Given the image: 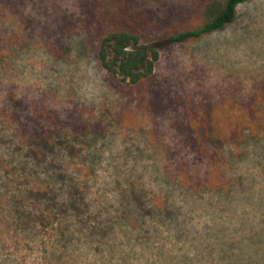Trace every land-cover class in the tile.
I'll return each instance as SVG.
<instances>
[{
    "label": "clouds",
    "instance_id": "1",
    "mask_svg": "<svg viewBox=\"0 0 264 264\" xmlns=\"http://www.w3.org/2000/svg\"><path fill=\"white\" fill-rule=\"evenodd\" d=\"M236 9L234 30L208 46L194 37L184 57L187 63L180 62L177 73L191 72L195 62L219 75L234 73L248 86L253 77L264 78V0H242ZM12 47L16 51L0 50V83L17 85L16 98L25 88L51 86L56 96L51 106L79 101L90 109L85 118L100 120L106 134L90 146L75 144L83 149L75 158L57 148L43 159L37 152L33 159L26 155L31 145L19 125L0 116V264H248L250 258L264 256V160L257 163L252 156L238 170L225 166L222 173L213 171L214 180L200 187L183 174L170 177L165 145L172 141L154 140L146 116L134 114L117 124L107 115L119 110L117 97L86 61L73 52L69 63L53 65L39 43L31 49ZM161 74L172 75L164 69ZM129 148L131 155L125 151ZM90 155L100 160L81 163V157ZM50 164L59 165L79 189V213L71 206L69 183L50 179ZM221 175L223 180L217 179ZM237 176L245 177L246 190L237 188L225 200L232 185L224 181ZM133 190L141 194L139 204L131 199ZM38 192L54 195L55 206L30 195Z\"/></svg>",
    "mask_w": 264,
    "mask_h": 264
},
{
    "label": "trees",
    "instance_id": "2",
    "mask_svg": "<svg viewBox=\"0 0 264 264\" xmlns=\"http://www.w3.org/2000/svg\"><path fill=\"white\" fill-rule=\"evenodd\" d=\"M47 2V0H0V30L7 33V36H2L0 39V50L8 48L16 51L12 46L14 44L21 46L25 42L20 34L29 26L30 19H27L25 10L29 4H33L36 9L50 16V7L45 5ZM241 2L242 0H201L190 16L182 21L172 22L162 30L159 29L161 26L159 25L157 29L160 31L156 35L150 33L148 36V29L154 31L155 22L146 23L147 17L143 11L135 10L130 0H74L78 14L84 16L83 23L87 25L96 19L98 26L94 29V36L89 38L81 30L83 27L77 25L75 29L67 32L63 40L68 49L80 48V56L87 53L86 45H89V52L95 64L109 75L111 81L117 82L120 86L135 87L154 77L163 45L191 42L194 37L201 40L234 24L238 18L236 5ZM60 14H63L61 16L63 18L61 28H63L71 20H67L69 17L67 11ZM75 35L81 39H73ZM45 48L54 56L53 59H60L63 55V52H52V48L48 46ZM4 86L6 89L10 87V85ZM8 92L11 94L9 88ZM237 102L239 105L234 107L239 106L242 116H247V120L250 121H232L229 128L222 127L216 113L203 115L202 121H170L177 134L181 133V138H177L178 143L175 148L177 152H173L169 145H165V170L170 177L183 174L189 180L194 179L196 186L200 187L214 180L213 171L222 173L225 166L230 171L238 170L240 161L246 155L250 157L252 143L256 142L264 151V135H261L264 133V121H261L264 120V93L261 91ZM0 116H7L1 107ZM8 116L11 119L13 117ZM60 119L65 120L62 117ZM66 120L68 121V118ZM80 122L82 121H71L68 123L69 128L57 124L59 127L48 132V136L44 135V129L37 130L38 136L28 137L31 148L26 155L37 159L39 152L40 159H43L45 154H54L57 148H62L70 157L75 158L83 150L75 147V144L90 146L97 139L104 138L106 126L101 121H94L97 127L99 126L98 129L93 128L92 121H89V124L83 121L85 128L82 132H78L77 126H80ZM89 136L92 137L91 141L87 139ZM16 151H19V148ZM140 154L142 155V152ZM140 154L138 153L139 158ZM232 157L235 158L234 162L231 161ZM99 160L100 157L96 155L81 157V163L95 164ZM260 161L262 160L258 162ZM49 168L54 170L50 179L61 184L65 181L69 183L70 195L74 198L71 206L79 213L76 200L82 203L83 197L79 189L71 183L72 178L59 171V165L50 164ZM90 172L94 175L91 168ZM217 179L223 180V176ZM224 183L232 185L229 192L224 193V199L230 201L232 199L230 193L245 183V177L237 176L234 180H227ZM30 195L35 199H50L53 201L52 206H55L54 195L49 196L48 193L39 192ZM130 196L137 204L140 203L141 194L133 190ZM260 232L264 233V225H261ZM234 247L235 244H228L229 249ZM259 257L261 260L264 259V256Z\"/></svg>",
    "mask_w": 264,
    "mask_h": 264
},
{
    "label": "rangeland",
    "instance_id": "3",
    "mask_svg": "<svg viewBox=\"0 0 264 264\" xmlns=\"http://www.w3.org/2000/svg\"><path fill=\"white\" fill-rule=\"evenodd\" d=\"M47 1L45 5L50 7V16H47L44 11L36 9L33 4H29L25 10L26 17L30 21L26 30L20 33L24 37L25 42L23 41L24 43L19 48L21 50L31 49L33 45L39 43L52 57L54 56L45 48L46 46L52 48V52H63L60 59H53V65L58 62L69 63L70 55L75 52L77 59L86 61L94 69L103 84L117 97L116 104L119 110L115 114L107 112V115L112 116L115 122H123L126 118L133 119L134 114L141 119L146 116L152 124L151 133L153 139L159 142L161 137H169L172 141L169 147L173 152H177L175 150L178 143L177 138H181V133L178 132L177 134L170 121H202L203 115L207 116L209 113H216L219 117L218 120L223 125L222 127L227 128L232 124V121H250L247 120V116H242L239 106H234L239 105L237 100H246L256 93H261V91L264 93V78L253 77L251 85L248 86L234 73L219 75L207 65L195 62L191 65V72L180 71L177 73L176 70L180 62L187 63L184 57L192 45L191 41L163 45L161 57L152 79L135 87L120 86L117 82L111 81L105 71L97 67L89 52V45H86L87 53H83V56H80V48L68 49L66 44H64L65 40L63 38L67 32L75 29L74 27L77 25L83 27L81 30L87 37H93L95 34L94 29L98 26L97 20L94 19L87 25L84 24V16L78 14L74 0ZM200 1L130 0L135 10L143 11L147 17L146 23L155 22V25H153L155 26L154 31L150 29H148L149 32L146 31L148 36L150 33L156 35L157 32L172 22L182 21V19L190 16ZM57 7L61 8L60 12L59 9H56ZM64 11H67L69 16L67 20L70 19L71 22L61 28L63 22L61 16L63 14L60 13ZM234 24L202 38L201 41L205 43V46H208L215 37L234 30ZM159 25H161L160 30L157 29ZM85 26L88 27L86 28ZM2 36H7V33L0 30V39ZM73 39L80 40L81 38L75 35ZM19 41H21L20 38ZM65 47L66 50H64ZM162 69L170 71L172 75L162 76ZM49 70L58 73V69L54 66H50ZM44 79H48V77L45 76ZM4 87V85L0 84V107L7 116H13L12 119L19 125L21 133L27 138L38 136L39 132L36 131L42 129H44V135L48 136V132L59 127L60 124L69 128L68 123L71 121H82L79 123L80 126H77L78 132H82L85 128V123L89 124V121H92L94 129L99 128L94 121L100 120L86 119L84 113L90 111V109L79 101L68 99L59 108L51 106L50 102L54 103L56 101L55 89L51 88V86L48 89H41L40 87L25 88L19 98H16L15 95L19 90L17 85L8 87L11 90V94H9L8 88ZM60 117L65 120L62 121ZM67 118L68 121L66 120ZM58 121L61 122L58 123ZM83 121L86 122L84 123ZM261 121L264 120L262 119ZM116 123L119 124L118 122ZM138 131L141 136L145 135L143 128H141L142 134L140 128ZM133 147L137 154L142 152L139 146L133 145ZM250 150V157L255 156L257 163H259V160H264V151L256 142L251 144ZM125 151L131 155L132 149L129 148ZM143 156L144 153L142 152L140 158H143ZM250 157L246 155L240 161L239 168L246 166ZM234 160L235 158L232 157L231 161L234 162ZM244 184L239 186L241 192L245 191ZM260 225H264V219L260 221ZM221 231L223 232L224 230ZM259 258H250L248 264H264V259L261 260Z\"/></svg>",
    "mask_w": 264,
    "mask_h": 264
}]
</instances>
